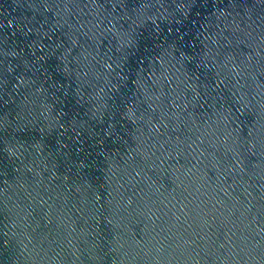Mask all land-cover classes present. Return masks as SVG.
<instances>
[{
	"label": "water",
	"instance_id": "95a60500",
	"mask_svg": "<svg viewBox=\"0 0 264 264\" xmlns=\"http://www.w3.org/2000/svg\"><path fill=\"white\" fill-rule=\"evenodd\" d=\"M0 264H264V0H0Z\"/></svg>",
	"mask_w": 264,
	"mask_h": 264
}]
</instances>
